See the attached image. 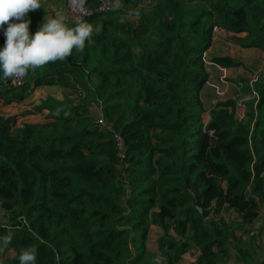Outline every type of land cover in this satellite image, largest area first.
<instances>
[{"label": "trees", "instance_id": "1", "mask_svg": "<svg viewBox=\"0 0 264 264\" xmlns=\"http://www.w3.org/2000/svg\"><path fill=\"white\" fill-rule=\"evenodd\" d=\"M120 1L136 9L135 20H120L122 9L94 12L85 19L95 28L91 43L37 69L32 88L27 77L21 86L0 80V107L40 84L86 92L0 112V206L10 221L0 236L13 235L10 264L28 246L37 249L36 264H177L192 247L200 250L193 264H220L231 226L218 216L232 211L250 225L260 214L264 67L243 119L227 99L206 121L202 91L216 27L264 54V0ZM26 19L34 34L41 19L33 12ZM4 42L0 30V48ZM212 61L236 64L228 56ZM93 103L107 127L94 121ZM40 113L41 122L19 121ZM152 225L162 230L154 250Z\"/></svg>", "mask_w": 264, "mask_h": 264}, {"label": "clouds", "instance_id": "2", "mask_svg": "<svg viewBox=\"0 0 264 264\" xmlns=\"http://www.w3.org/2000/svg\"><path fill=\"white\" fill-rule=\"evenodd\" d=\"M86 3L87 0H68V7L73 14L82 13ZM41 8L42 0H0V30L5 36L0 48V80L4 83L24 78L49 63L65 61L74 50L82 53L91 43L95 31L91 23L77 20L71 26L68 17L60 13L45 15L32 34V22L26 17ZM12 239L11 232L0 236V250L7 248ZM36 258L37 249L28 246L20 251L19 264H36Z\"/></svg>", "mask_w": 264, "mask_h": 264}, {"label": "rangeland", "instance_id": "3", "mask_svg": "<svg viewBox=\"0 0 264 264\" xmlns=\"http://www.w3.org/2000/svg\"><path fill=\"white\" fill-rule=\"evenodd\" d=\"M54 2L53 0H42V5L43 8L34 11L33 13H35L36 15L39 16V18L41 19V22L43 23L44 21V17L45 15H49V16H55L54 14H51V9H49L50 4ZM56 2V1H55ZM57 2H60V0H58ZM113 3V9H122L125 13V15H121L120 16V20H135L137 18L136 14V9L132 7V5L128 4V5H124L120 0H112ZM144 4H146V2H144ZM55 5V4H52ZM62 12V10H61ZM60 12V13H61ZM56 13H58V11H56ZM95 29V28H94ZM217 34L216 32H214V35ZM240 36H243V34H241ZM227 38H223L220 46H219V50L218 53H222L223 55H230V54H235L236 56L241 57V59H234L236 61V64H234L232 67H234L233 69H231L232 71H230L229 73L227 72V74L229 75H225L224 79H221V76H223V73H219L218 76H213L212 77V81L214 83L217 84L218 88L216 87H210L207 85V87L210 90H205L204 92V101L206 102L208 109H210L211 106H213V102L217 103L218 101H223V100H227V99H234L235 97H238L239 99H242V106H237L238 108V116L240 119H243L245 117V113L248 109V106L246 105V95L248 93V89H246L244 91V87L246 85V80H250L252 81V79L255 78V76L258 74V68H260L262 66V61H261V54L258 52H255L253 49H248L242 45H240L239 43L235 42L233 40V36H226ZM260 55V56H259ZM215 56H212L211 54H209L207 52L206 55V60H207V67H209L210 73H212L213 68H211V62L212 58H214ZM213 64L215 65V63L213 62ZM216 66V65H215ZM223 67V66H222ZM226 68V67H224ZM220 69V68H219ZM226 71V70H225ZM226 72H224L225 74ZM36 71L35 72H31L28 73L27 80L30 83L31 81V87L32 88L34 86V77H35ZM239 75V76H236ZM237 77H239V79H236ZM230 78V79H229ZM244 79L245 82H243ZM224 82H223V81ZM95 80L92 79L91 83H93ZM48 84H40V85H36L34 89L45 86ZM57 88L56 90H54L52 93V95H49L48 97H54L58 100H62L60 99L62 98H67L66 94L70 95L69 99L72 100H81V98L77 95V91L76 89H67V90H62L63 86H59L56 85ZM62 87V88H61ZM33 89V91H34ZM250 92H251V98H253L255 96V92L252 88V86H250ZM33 91L27 96L28 98V102H26L24 105L29 106L35 103V100H33V97L31 96ZM65 91V92H64ZM67 92V93H66ZM219 92H222V94H220ZM47 97V98H48ZM45 98V99H47ZM25 98H17L14 97L12 99V102H9L7 104H15L17 102H21V100H23ZM36 99V98H35ZM39 99V98H37ZM44 99V100H45ZM43 100H41L42 102ZM39 102V104L41 103ZM36 104L35 106L39 105ZM216 105V104H215ZM214 105V106H215ZM15 106H13L12 110H14ZM90 112L91 115L94 118V121L96 122L97 119L99 118V114H100V109L98 107V104L93 103L92 106L90 107ZM206 117L207 114H205ZM34 117V116H33ZM33 117H29V119H33ZM36 118V117H34ZM208 121V120H207ZM227 212V211H225ZM229 216H233L235 219L238 218L237 215H234L233 213H231ZM224 217V216H223ZM9 218L7 216V212L0 206V228L2 227H6L7 224H9ZM159 233L156 232L154 229H152V231H150V235H149V239L147 242V245L149 248L151 249H156V244H157V240L159 237ZM15 251L14 249H8L5 248L3 250H0V264H10L12 261V258L15 255Z\"/></svg>", "mask_w": 264, "mask_h": 264}, {"label": "crops", "instance_id": "4", "mask_svg": "<svg viewBox=\"0 0 264 264\" xmlns=\"http://www.w3.org/2000/svg\"><path fill=\"white\" fill-rule=\"evenodd\" d=\"M53 1L54 2H52L50 4L49 9H51V14L56 15L57 14L56 11H58V13L61 12L64 0H60V2H57L58 0H53ZM52 4H55V5H52ZM60 14H62V12ZM216 33L217 34H215L214 38H213L212 46L208 49L207 52L209 54H211L212 56H228V57H231L235 60L237 58L241 59V57L236 56L235 54L223 55L222 53L221 54L218 53L219 46H220L223 38H227L226 36L232 37L235 34L231 31H227L225 29H220ZM246 48L253 49L255 52H258L261 54V56H262L261 61L263 63H262V66L260 68H258V71H256L259 73L260 70L264 67V54H263V52L257 48H253V47H246ZM211 65H212L211 68H213L212 73H210L209 67H207L211 79L213 76H215V77L218 76L219 73L221 75V73L224 74V72H226L225 73V75H226L227 72L229 73L230 71H232L231 69L234 68L232 66H228L225 69L226 71H222L217 66H215L213 64V62H211ZM220 75H219V78H220ZM225 75L221 76V79H224ZM236 76H239V75H236ZM236 79H239V77H237ZM241 80H243V82H245L244 79H241ZM250 86H252L251 81L246 80V85L244 87V91L246 89H248V93L246 94V95H248V96H246V99H247L246 105H248V101L251 100V92L249 89ZM56 88H57L56 85H45V86L36 88V89H34V91L32 90L33 93L31 95L33 97V100H35L34 104L29 105V106L24 105L26 102H28V98L26 97L25 99L21 100V102H17L15 104L10 103V104L1 105L0 112H2L3 114H6V115H10V114H17L18 112H21L25 109H31L36 104H39V102H41V100H44L49 95H52L53 94L52 92L54 90H56ZM67 89L65 87H63L62 90H67ZM205 90H210L207 87V85H205L203 88L202 99L204 98L203 95H204ZM37 98H39V99H37ZM60 99L64 100V98H62V97ZM203 103L205 106L204 119L206 121L207 120L209 121L211 118L210 112L214 108V105L216 103L213 102V106H211L210 109H208V106H207L206 102L204 101V99H203ZM13 106H15L14 110H12ZM45 114L46 113L30 114L28 116L21 118L19 121L20 122H41L44 119ZM205 114H207L208 117H206ZM33 116L36 118H34ZM29 117H33V119H29ZM231 213H233V212L232 211H227V212L223 211L218 216V217L224 216L225 220H227L231 226V234H230V239H229V241H230L229 242V254L227 256L223 257V259H221L220 264H264V198L261 201L260 214H259L258 218L250 225L241 224L239 222V218L235 219L233 216H229ZM233 214L236 215L235 213H233ZM152 229H154L160 235L162 234V230L158 226L152 225L150 231H152ZM199 254H200V250L196 247H192V248H190L189 251H187L183 254L181 260L177 264H193L197 260V257L199 256Z\"/></svg>", "mask_w": 264, "mask_h": 264}, {"label": "built area", "instance_id": "5", "mask_svg": "<svg viewBox=\"0 0 264 264\" xmlns=\"http://www.w3.org/2000/svg\"><path fill=\"white\" fill-rule=\"evenodd\" d=\"M96 3L92 2L91 0H87L85 9L83 10L82 13H77V14H73L72 10L68 7V0H64L63 3V7H62V15H65L68 17V23L70 25H74L75 22L77 20H85L87 17H89L90 15H92L94 12H98V13H102V12H108L111 11L113 9V3L112 0H95ZM220 30L219 27H216L214 29V32H218ZM206 55L207 52L205 53L204 57L206 59ZM207 62V60H206ZM215 65L220 68L222 71H225L226 68L222 67L219 64ZM225 75V74H223ZM258 79V74L255 76L254 79H252L251 83L252 86L253 84L257 81ZM26 78H21L15 82H12L13 86H21L25 83ZM206 85L210 86V87H216L218 88L217 84L214 83L211 78L207 81ZM255 92V91H254ZM220 94H222V92H219ZM77 95L80 97H85L86 92L83 89H78L77 90ZM256 95V92H255ZM232 99V98H231ZM236 101L237 106H242V99H239L238 97H235L234 99ZM99 109H100V114H99V118L97 119L96 123L99 124L100 126H105L107 127V122L104 118L103 112H102V108L100 105H98ZM113 137L115 140V143L117 145L118 151H119V155L121 157H124L125 155V145H124V140L122 138V136L118 133V132H114L113 133Z\"/></svg>", "mask_w": 264, "mask_h": 264}, {"label": "water", "instance_id": "6", "mask_svg": "<svg viewBox=\"0 0 264 264\" xmlns=\"http://www.w3.org/2000/svg\"><path fill=\"white\" fill-rule=\"evenodd\" d=\"M196 208L199 210V212L202 214L204 218H207L210 214V211L208 209L203 208L202 201L199 196H196Z\"/></svg>", "mask_w": 264, "mask_h": 264}]
</instances>
